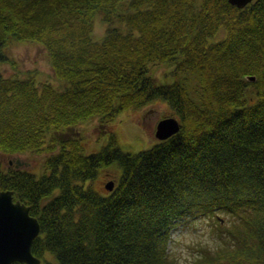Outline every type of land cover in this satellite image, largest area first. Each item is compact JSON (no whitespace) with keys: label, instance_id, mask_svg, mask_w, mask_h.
Returning <instances> with one entry per match:
<instances>
[{"label":"trees","instance_id":"trees-1","mask_svg":"<svg viewBox=\"0 0 264 264\" xmlns=\"http://www.w3.org/2000/svg\"><path fill=\"white\" fill-rule=\"evenodd\" d=\"M98 14L109 26L100 40ZM12 40L41 44L61 85L0 75V152L49 153L40 177L0 167V188L39 221V264H175L169 229L220 214L233 219V256L264 264V0H0V63L15 70ZM162 64L172 79L157 83ZM178 71L197 74L198 102ZM156 101L179 130L136 153L113 135L85 154L53 134ZM114 162L113 189L92 187Z\"/></svg>","mask_w":264,"mask_h":264},{"label":"rangeland","instance_id":"rangeland-1","mask_svg":"<svg viewBox=\"0 0 264 264\" xmlns=\"http://www.w3.org/2000/svg\"><path fill=\"white\" fill-rule=\"evenodd\" d=\"M113 26L124 29L120 24ZM109 26L101 21L100 15L93 18V39L100 40ZM220 31L215 40L222 38ZM10 57L14 60V70L7 63H0V75L8 77L18 75L19 77L32 76L37 82H48L53 87L60 88L61 85L55 80L50 67L45 48L31 41L12 40L9 47ZM171 69L173 67L165 64L157 65L151 69V74L157 83L171 80ZM178 74L185 78L187 89L191 97L198 102L200 89L196 73L187 71ZM250 89V88H249ZM170 107L162 102L156 101L145 108L128 109L119 113L110 121H102L99 117L89 118L78 126L67 128L61 134H53L63 140L75 139L80 142L85 154L100 150L105 146L113 135L116 144L126 152L136 153L142 149L151 147L156 141L154 136L155 126L159 119L173 116ZM57 137V136H56ZM49 153L39 154L27 151L23 153L4 154L0 152V167L6 171L15 167V160L21 163V170H26L40 177L46 173L44 161ZM12 161L11 163H9ZM117 163L110 164L101 169L98 177L90 182L95 189L106 192L105 184L116 182L119 175ZM58 192L55 191L53 195ZM50 199L45 198L42 203ZM207 219L187 217L178 220L168 232L167 251L175 264H251L247 260H240L233 256L237 253L238 244L232 238L231 223L233 219L225 214ZM230 229V230H229ZM227 252L229 255H227ZM225 253L224 256L222 254ZM255 264V263H252Z\"/></svg>","mask_w":264,"mask_h":264},{"label":"water","instance_id":"water-1","mask_svg":"<svg viewBox=\"0 0 264 264\" xmlns=\"http://www.w3.org/2000/svg\"><path fill=\"white\" fill-rule=\"evenodd\" d=\"M252 0H228L231 5L243 8ZM244 81H255V75H247ZM179 122L173 117L160 119L154 135L164 140L179 130ZM111 190L112 183L106 184ZM30 208L20 200H14L11 190L0 189V264H11L14 261L25 264H39L40 259L31 252L33 240L40 232V224L30 213Z\"/></svg>","mask_w":264,"mask_h":264}]
</instances>
